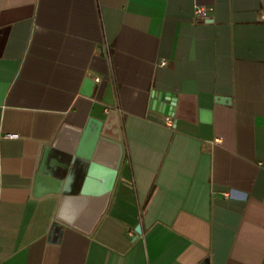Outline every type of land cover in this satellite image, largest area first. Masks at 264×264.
I'll return each mask as SVG.
<instances>
[{
    "label": "crops",
    "instance_id": "crops-1",
    "mask_svg": "<svg viewBox=\"0 0 264 264\" xmlns=\"http://www.w3.org/2000/svg\"><path fill=\"white\" fill-rule=\"evenodd\" d=\"M263 13L0 0V264H264Z\"/></svg>",
    "mask_w": 264,
    "mask_h": 264
},
{
    "label": "water",
    "instance_id": "water-1",
    "mask_svg": "<svg viewBox=\"0 0 264 264\" xmlns=\"http://www.w3.org/2000/svg\"><path fill=\"white\" fill-rule=\"evenodd\" d=\"M169 92H161V94L158 95H154V98L152 99V105H154V107L160 109V110H169L168 107L169 104L167 105L166 103H164V99L166 98V95H168ZM174 96V94H173ZM109 102H111V100H108ZM168 108V109H167ZM86 137L83 138V140L81 141V144L79 146V148L77 149L76 153L73 155H68L67 159L64 161V165H63V171H67L66 173H69V175L71 174L74 175V167L77 165V161L78 162H83L84 161V165L87 166V173H92L95 169V167H97V164H95V162H93L92 157H93V151L92 149H85L84 146L86 144ZM94 144V143H93ZM74 165V167L71 166ZM137 231H140V228H137Z\"/></svg>",
    "mask_w": 264,
    "mask_h": 264
},
{
    "label": "built area",
    "instance_id": "built-area-1",
    "mask_svg": "<svg viewBox=\"0 0 264 264\" xmlns=\"http://www.w3.org/2000/svg\"><path fill=\"white\" fill-rule=\"evenodd\" d=\"M212 10H214V7L213 6L197 5L195 7V15L197 17L201 18V19H206ZM262 17L264 19V13L262 14ZM161 63L162 64H165L166 63V60H162ZM96 79L97 80H100V77H97ZM5 136H7V137H16V136H18V134L17 133H14V132H7L5 134Z\"/></svg>",
    "mask_w": 264,
    "mask_h": 264
}]
</instances>
